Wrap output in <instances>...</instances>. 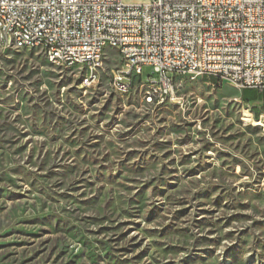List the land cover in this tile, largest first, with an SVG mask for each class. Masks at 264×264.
Here are the masks:
<instances>
[{
  "label": "rangeland",
  "instance_id": "1",
  "mask_svg": "<svg viewBox=\"0 0 264 264\" xmlns=\"http://www.w3.org/2000/svg\"><path fill=\"white\" fill-rule=\"evenodd\" d=\"M121 69L0 49V264H264V91L180 76L153 106Z\"/></svg>",
  "mask_w": 264,
  "mask_h": 264
},
{
  "label": "built area",
  "instance_id": "2",
  "mask_svg": "<svg viewBox=\"0 0 264 264\" xmlns=\"http://www.w3.org/2000/svg\"><path fill=\"white\" fill-rule=\"evenodd\" d=\"M0 18L27 27L6 48L41 49L58 69L72 63L99 73L108 44H118L122 69L110 86L127 95L142 67L155 70L158 79L138 82L148 87L147 105L174 99L180 76L264 91V0H0Z\"/></svg>",
  "mask_w": 264,
  "mask_h": 264
},
{
  "label": "bare ground",
  "instance_id": "3",
  "mask_svg": "<svg viewBox=\"0 0 264 264\" xmlns=\"http://www.w3.org/2000/svg\"><path fill=\"white\" fill-rule=\"evenodd\" d=\"M0 26H3V30H0V48H6L7 41H16L17 36H26L27 35V27L25 26H12L10 27V23H8L7 18H0ZM6 31H10V33H6ZM15 49H22V48H15ZM108 49L114 50L117 52L118 55H124V48L119 46L118 44H108ZM48 63L51 65V60L48 55H45ZM73 67L72 63H65L63 68H71ZM84 74L81 78V82H87L88 79L92 81H96L98 72L95 69H83ZM155 73V70H152ZM144 94H148V87L144 86ZM163 99L158 100V104ZM172 100V99H171Z\"/></svg>",
  "mask_w": 264,
  "mask_h": 264
},
{
  "label": "trees",
  "instance_id": "4",
  "mask_svg": "<svg viewBox=\"0 0 264 264\" xmlns=\"http://www.w3.org/2000/svg\"><path fill=\"white\" fill-rule=\"evenodd\" d=\"M215 85L219 86V81L214 80Z\"/></svg>",
  "mask_w": 264,
  "mask_h": 264
}]
</instances>
